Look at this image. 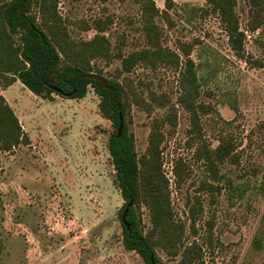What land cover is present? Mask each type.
<instances>
[{
	"label": "rangeland",
	"instance_id": "rangeland-1",
	"mask_svg": "<svg viewBox=\"0 0 264 264\" xmlns=\"http://www.w3.org/2000/svg\"><path fill=\"white\" fill-rule=\"evenodd\" d=\"M170 1L169 8L167 0H156L162 46L177 53L181 63L183 48L191 51L200 74L208 76L198 103L210 110L201 114L198 135L178 102L183 64L123 71L117 56L147 47L139 3L58 0V13L74 40L90 41L98 34L108 38L115 58L93 61L104 77L121 74L120 80L129 79L148 103L152 93L162 96L165 105L152 103L151 113L131 102V129L142 156L153 120H166L163 169L175 218L186 226V243L212 238L213 247L204 248L205 264H264V26L256 34L247 32L246 59H240L207 0ZM249 10L250 0H238L243 30ZM1 94L32 140L12 152L0 150V264H145L123 245L120 211L125 202L108 148L113 126L101 115L94 90L82 100H45L18 81ZM171 115L177 116L176 126L169 122ZM225 134L233 140L236 158L214 174L197 150L203 143L217 148ZM179 159L187 171L180 187L174 173ZM141 212L148 232L149 211L143 206ZM158 254L163 264L178 261L161 248Z\"/></svg>",
	"mask_w": 264,
	"mask_h": 264
},
{
	"label": "trees",
	"instance_id": "trees-1",
	"mask_svg": "<svg viewBox=\"0 0 264 264\" xmlns=\"http://www.w3.org/2000/svg\"><path fill=\"white\" fill-rule=\"evenodd\" d=\"M135 1L142 9L147 47L128 57L118 55L123 71L131 73L138 65L156 67L165 62L174 63L179 69L183 64L182 95L178 102L189 113L193 131L198 135L201 114L210 110L209 105L198 103L200 89L207 85L208 76L200 74L191 51L183 48L185 60L181 63L177 53L162 46L155 22L161 12L156 0ZM207 3L219 17L237 57L246 59L247 32L256 34L264 26V0H250V20L246 30L242 29L237 12L238 0H207ZM167 4L170 8L171 1L167 0ZM114 58L110 42L102 34L90 41L71 38L58 13V0H0V150L12 152L21 145L31 144L17 114L1 94L2 90L20 81L45 100H54L55 96L82 100L92 88L100 98L101 115L113 126L108 148L116 172L115 184L125 202L120 211L124 247L136 252L145 264H163L159 248L169 258L178 260L176 264H205L204 248L206 245L213 247L212 238L203 243H186V226L174 215L170 183L163 169L165 119L153 120L147 152L139 156L136 150V136L131 129V102L151 113L152 103L165 105L162 96L152 93V103L145 102L129 79L121 81V74L104 77L93 64L97 59L110 62ZM257 64L263 67V63ZM204 65L208 68L212 64L207 59ZM168 119L176 126V115ZM197 153L214 174L218 173L219 165L236 158L233 140L226 134L220 137L217 148H208L203 143ZM174 173L180 187L187 175L182 159L176 161ZM143 206L148 209L152 224L148 232L143 226ZM194 209L192 215L195 218ZM191 230L197 234L196 219L191 223Z\"/></svg>",
	"mask_w": 264,
	"mask_h": 264
},
{
	"label": "crops",
	"instance_id": "crops-1",
	"mask_svg": "<svg viewBox=\"0 0 264 264\" xmlns=\"http://www.w3.org/2000/svg\"><path fill=\"white\" fill-rule=\"evenodd\" d=\"M57 97L55 96V99H56ZM11 106V105H10ZM12 107V106H11ZM13 108V107H12ZM14 110V109H13ZM24 129V128H23ZM25 131V130H24ZM27 135H28V133H27ZM29 136V138H30V141L32 140V138H31V136L30 135H28Z\"/></svg>",
	"mask_w": 264,
	"mask_h": 264
}]
</instances>
